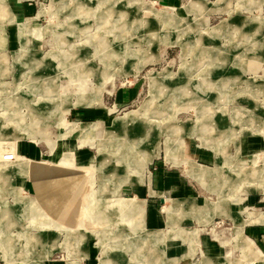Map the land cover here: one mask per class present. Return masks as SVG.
<instances>
[{"label":"rangeland","instance_id":"rangeland-1","mask_svg":"<svg viewBox=\"0 0 264 264\" xmlns=\"http://www.w3.org/2000/svg\"><path fill=\"white\" fill-rule=\"evenodd\" d=\"M203 2L210 6L209 27L220 22L229 27L231 22L230 38L226 32L220 34L221 46H202L200 33L195 34L188 19L172 15L162 18L160 35L152 30L146 33L144 26L161 7L159 0H43L38 27H33L40 45L34 50L20 47L8 58L0 55V264H51L55 260L79 264L70 252L91 235L101 247L102 264L111 263L109 257L116 249H129L132 254L127 251L125 260L131 255L135 264H157L160 259L161 264H264V145L245 149L240 155L241 134L252 133L264 140V76H256L257 82L247 80L254 76L247 70L235 79L240 70L235 56L243 49L236 46L241 25L264 27V0H222L227 8L223 10L218 9L219 0ZM252 4L253 9L247 7ZM239 9L244 16L237 20ZM222 28L220 24L212 28L214 37L210 35L209 44ZM31 34L29 28L20 33L22 38H31ZM195 35V40H188ZM220 57L223 60L217 62ZM224 65L230 77L213 78L212 71ZM258 74H264V61ZM133 82L141 93L123 104L120 91ZM106 107L113 108L110 116L117 115L114 125L124 126L127 120L147 124V120L150 129L137 134V142L136 138L127 142L108 128L100 138L99 161L88 165L77 162L73 148L56 150L65 136L77 134L79 144L95 137L98 123L83 126L78 121ZM156 127L163 131L156 135L162 143L165 140L174 158L182 140L191 137L211 157L216 149L227 151L223 163L215 167L213 157L203 161L189 155L194 163H187L195 173L184 161L167 160L165 150L150 165L153 173L161 167L177 168L190 193L197 194L200 202L206 200V210L215 213L209 222L190 221L199 238L190 247L188 238L178 237L176 256L157 250V242L153 243L156 246L149 244V237L159 231L140 229V212L133 198L120 194V184L112 194L113 183H108L123 179L115 169L103 175L104 181L99 180L108 173L102 167L106 163H124L130 172H142L158 154L140 153L141 143ZM196 134L216 136V147L212 137L203 140ZM224 136L227 139L220 142L218 138ZM23 137L37 143L40 158L85 168L87 183L76 225L53 219L30 197L27 187L19 184L34 158L20 152ZM7 150L16 152L14 160L4 159ZM165 204L163 198L157 205L164 216ZM219 206L228 214L217 212ZM236 208L241 217L237 229L229 216ZM247 222L262 227L259 236L250 232V224L243 227ZM124 224L128 230L122 228ZM169 225L163 227L164 233Z\"/></svg>","mask_w":264,"mask_h":264},{"label":"crops","instance_id":"crops-1","mask_svg":"<svg viewBox=\"0 0 264 264\" xmlns=\"http://www.w3.org/2000/svg\"><path fill=\"white\" fill-rule=\"evenodd\" d=\"M42 1L43 0H0V55L6 54L8 58L9 54H13L14 51L21 50L19 49L20 47L34 50L40 45V40L36 39L34 36L33 32L35 29H33V27H38V19L42 14ZM159 4L161 7H157L155 9L156 15L148 18L151 20L146 23V26H144L146 33H149V30H152L151 32L154 31L160 35L162 18L172 15L174 17H183L184 19H188V23H191L194 27L193 31L195 34L200 33L197 37L200 38V44L202 46L210 47L216 43L218 45L221 44L219 43V37L220 34L225 32L230 38L228 29L231 28V22L229 27L228 24L226 25L220 22L215 25L220 24L221 27H223L222 30L219 32L218 36L216 35L217 37L215 36L216 38L213 39L212 45L208 43L210 41V35L214 37L211 34V31L215 25L213 27H209L207 24V15L210 13V6L203 2V0H159ZM217 6L219 10L226 8V4L222 3V0H219ZM247 7L253 9L255 6L252 4ZM247 7H242L241 9ZM241 9H239L241 12L236 15L237 20H239L238 17L244 16L242 15ZM32 24H34V26ZM194 24L198 25L196 26ZM242 26L243 25H241V29L239 31L240 33L238 34L236 46L243 49L240 55L236 54L235 56V62L238 64L237 67H240V70L237 69V76H235V79H241V77L244 76L242 73L250 70L254 73V76L248 77L247 80L257 82L254 81V78H257L256 76H264V74H258L259 64H262L264 61V27L262 28L258 25L256 28L252 23L250 26L248 25V27L246 26L242 28ZM23 28H29L32 31L31 38L21 37L20 33ZM232 29L233 28H231V30ZM206 31L209 32L208 35L204 33ZM195 37L196 35L188 40H195ZM238 41H240V43ZM195 57L196 56L194 54V59ZM221 60H223L222 57L217 59V62H221ZM227 68L228 66L224 65L222 69H215L211 73L212 77L227 79L230 77V73L227 72ZM253 86L254 88L256 87L255 85ZM140 93L141 91L138 89V85L133 82V85L123 87L121 89V100L124 101L123 104H126L127 102L131 103L140 95ZM141 105L138 108H140ZM110 110H113V108H96L92 111L93 114L88 116V118H83L81 121H78L80 123L82 122L83 126H90L92 123H98L97 128L93 130L95 137L90 138L83 144H79L80 138L77 134L76 136H65L64 138L59 139V141L62 139L64 140L60 141V145L58 147L56 146V150L58 149L61 151L68 147L73 148L76 153L77 162L81 165H88L99 161L100 138L102 137L103 132H107L108 128L115 135L124 136V141L127 142H129V140L134 141L135 138V141H137V134L143 132L145 129H150L148 128L149 122L147 120H145V122H147L148 125L144 123V120H127L124 126L114 125V118L117 115L110 116ZM156 116L159 117V114H156ZM155 123L159 126L157 121H155ZM162 132L163 131L157 127L152 129L147 139H144L141 143L140 153H142V151L153 153L158 151V154L153 156L152 161L149 162L142 172L136 170L130 172V168L124 163L116 165H108L106 163L102 167H106V171L108 173L104 174V168H102L103 171L101 173L103 174H101L99 180L100 183L104 181L106 178H103V175L109 176L115 169L117 175L119 177H123V179L122 181H119L118 178H115V180L108 183V185L113 183L112 194L117 185L120 184V194L124 197L133 198L135 206L140 212V229L142 230V228H145L148 230L159 231V235L156 234V237H149V244L152 245L154 242H157V246L153 244L156 246L155 248H157V250L160 249V252L162 250L165 253H171L176 256L180 251L179 243L176 241L178 237L185 239L188 238L190 247L194 246L196 239L199 238V235L196 233L198 230L190 227V221L196 219L198 222H209L212 220V216L215 215V213H212L213 210H206V200L200 202L197 194L190 193L189 185L182 181L181 171L177 168H170L169 166H166L165 168L161 167L159 171H155V173H153L150 165H152V162L156 157H158L160 152L165 150V158L171 163L184 161V163L192 169L191 166L188 165L187 161L193 162L188 157H190L189 155L191 154H195L203 161H211V158L213 157L214 163H216L213 167H215L223 163L222 157L224 158V155H227V151L225 152L221 149H216L217 151L215 150L211 157V152L201 149V144L197 143L194 137H191L192 140L191 138L182 140L183 144L176 152V158H174L173 154H170L172 150L166 145L165 140H163V143L165 144V147H163V143L158 138L159 134ZM156 133H159L158 136ZM196 135V137L203 140L205 137H212L210 140L213 142V146L218 142H216L217 137L211 134L204 136H199L198 134ZM240 137V155L245 149H254L255 147L264 145L260 143H264L263 138L258 135L243 133ZM218 139L219 141H223V139H227V137H219ZM95 146L98 149V153L95 151ZM19 147L20 152L34 157L29 161L28 174L25 176V179L22 180L19 177V184H21V186L24 184L27 187L30 197L33 198L38 206L53 219L66 225H76L79 220V214L87 183V172L85 168L78 165L61 164L52 159L40 158V147L30 137H23L19 141ZM192 172L195 173L193 169ZM98 186H100V184ZM107 188L111 190L109 186H107ZM167 192L169 196L166 195ZM163 198H165L166 201V216H164L162 211L157 207L159 201ZM169 206L172 211H169ZM239 210V208H236L233 213H231L232 210H230L231 214H229L235 223L236 229L240 226L239 220L241 217H238V214H240ZM218 211L228 214L224 206H219L217 212ZM118 218L119 217H115L114 221L118 220ZM166 223L170 224V228L168 229L170 232L165 229L167 232L164 233L163 227ZM246 224H250L249 230L254 236L260 235L262 229L261 226H254L252 222H247L243 225V227ZM122 228L125 230L129 229V227L125 224ZM163 235H165V249L162 247ZM166 236L171 237V239L168 241ZM143 238H145V236ZM96 241L97 240L93 237V235H91L86 238L82 245L77 246L70 253L75 256L74 259H77L79 264H102L101 257L103 255L100 256L102 252L101 247L96 243ZM185 247L186 246L183 248ZM127 251L129 252L130 250L125 249L120 251L116 249L115 251H112L111 256L109 257L111 260L110 264H135L133 262L131 263V255H128V259L125 260L124 255ZM162 260L163 259H160L157 264H161ZM51 264H62V262L55 260L52 261Z\"/></svg>","mask_w":264,"mask_h":264},{"label":"built area","instance_id":"built-area-1","mask_svg":"<svg viewBox=\"0 0 264 264\" xmlns=\"http://www.w3.org/2000/svg\"><path fill=\"white\" fill-rule=\"evenodd\" d=\"M16 158V152L13 150H7L4 154L5 160H14Z\"/></svg>","mask_w":264,"mask_h":264},{"label":"bare ground","instance_id":"bare-ground-1","mask_svg":"<svg viewBox=\"0 0 264 264\" xmlns=\"http://www.w3.org/2000/svg\"><path fill=\"white\" fill-rule=\"evenodd\" d=\"M113 9H114V8H113ZM106 12H107V11H106ZM108 15H109V14H108ZM108 23H109V22H108ZM155 83H156V82H155ZM205 87H206V86H205ZM211 127H212V126H211ZM148 133H149V132H148ZM148 133H147V134H148ZM148 135H149V134H148ZM123 140H124V139H123ZM123 140H122V141H123ZM139 141H140V140H139ZM240 141H241V140H240ZM136 142H137V141H136ZM125 143H126V142H125ZM133 156H134V155H133ZM207 169H208V168H207ZM226 181H227V179H226ZM136 210H137V209H136Z\"/></svg>","mask_w":264,"mask_h":264}]
</instances>
